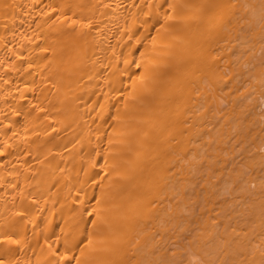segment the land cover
I'll return each instance as SVG.
<instances>
[{
	"label": "bare ground",
	"instance_id": "6f19581e",
	"mask_svg": "<svg viewBox=\"0 0 264 264\" xmlns=\"http://www.w3.org/2000/svg\"><path fill=\"white\" fill-rule=\"evenodd\" d=\"M0 264H264V0H0Z\"/></svg>",
	"mask_w": 264,
	"mask_h": 264
}]
</instances>
